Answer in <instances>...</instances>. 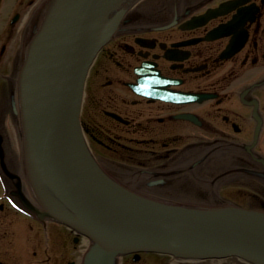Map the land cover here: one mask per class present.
I'll list each match as a JSON object with an SVG mask.
<instances>
[{
	"label": "flooded vegetation",
	"instance_id": "1",
	"mask_svg": "<svg viewBox=\"0 0 264 264\" xmlns=\"http://www.w3.org/2000/svg\"><path fill=\"white\" fill-rule=\"evenodd\" d=\"M79 1L0 0V81L51 7ZM97 31L78 145L98 167L80 154V177L100 167L151 209L264 213L251 186L264 171V0H138ZM16 112L0 97V118ZM44 183L11 193L0 175V264H214L95 233Z\"/></svg>",
	"mask_w": 264,
	"mask_h": 264
},
{
	"label": "water",
	"instance_id": "2",
	"mask_svg": "<svg viewBox=\"0 0 264 264\" xmlns=\"http://www.w3.org/2000/svg\"><path fill=\"white\" fill-rule=\"evenodd\" d=\"M113 1L87 0L81 12L68 62L66 96L54 107L45 138L39 136L36 120L27 111L31 143L45 164L50 182L85 225L97 233L136 240L141 246L162 251L203 258L236 255L264 264L262 234L214 213H197L180 207L148 208L137 199L121 195L99 178L106 195L101 198L104 201L111 198L123 207L119 213H103L71 162L68 145L74 135L72 122L77 123L84 79L100 46L97 16ZM90 181L87 177V182Z\"/></svg>",
	"mask_w": 264,
	"mask_h": 264
},
{
	"label": "bare ground",
	"instance_id": "3",
	"mask_svg": "<svg viewBox=\"0 0 264 264\" xmlns=\"http://www.w3.org/2000/svg\"><path fill=\"white\" fill-rule=\"evenodd\" d=\"M128 1L114 5L103 14L99 21H108L114 17L120 9L127 5ZM61 5V7H60ZM84 2H68L55 4L51 7V13L44 24V32L37 41L28 48V59L23 69L21 87L18 92V103L34 111V116L40 122L39 125L47 128L52 110L59 101L66 96V68L69 51L72 47L74 30L78 23L79 13L84 9ZM76 12V14H72ZM24 113L21 114L23 123ZM72 122V127H79ZM74 132H80L76 129ZM83 135V134H82ZM73 136V135H72ZM30 158L33 154L29 150ZM32 166L37 163L32 161ZM222 216L234 218L248 224H257L255 218L232 211L221 212ZM264 230V223H262Z\"/></svg>",
	"mask_w": 264,
	"mask_h": 264
},
{
	"label": "rangeland",
	"instance_id": "4",
	"mask_svg": "<svg viewBox=\"0 0 264 264\" xmlns=\"http://www.w3.org/2000/svg\"><path fill=\"white\" fill-rule=\"evenodd\" d=\"M24 58V54L19 55L15 64H12L10 68L8 67L7 69H5V75L7 79L5 81H0V83L4 81L0 86V97H2L5 102V100H8V98L10 99L13 94V99L16 107L18 100L17 94L20 87V78L23 71V68L21 70L19 69ZM18 114L19 110L17 108V112L15 115L12 116L11 113H6L0 118V159H5L4 165H0V173L4 176L6 175V178L8 179L7 191H11V193H15V190L17 189L16 182L19 184V186H23L24 184L26 187V180L28 182V186L26 188H28L29 191H33L32 184L34 179L37 180L38 178H40L37 172H35L37 171V167L28 165L21 160V158H27V147L25 144V133L23 131L22 125H20L21 122L19 120L20 117ZM14 121H16V123H14ZM15 124H17L16 126H18V128L15 127L14 129L12 125ZM20 126L22 129L20 128ZM261 152L264 155V149ZM34 172L36 174H34ZM25 173L30 174L28 176V179H26ZM9 175H11V178ZM261 176L262 177L260 179L253 180V185L251 186L254 193L260 194V198L262 199L263 197L264 199V171L261 172ZM30 194L31 192L28 195L31 196ZM17 236L19 237V235ZM214 264L243 263H237L232 258H228L214 260Z\"/></svg>",
	"mask_w": 264,
	"mask_h": 264
}]
</instances>
